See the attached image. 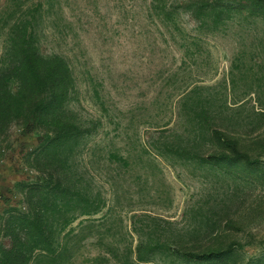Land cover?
<instances>
[{
	"label": "rangeland",
	"instance_id": "374dc122",
	"mask_svg": "<svg viewBox=\"0 0 264 264\" xmlns=\"http://www.w3.org/2000/svg\"><path fill=\"white\" fill-rule=\"evenodd\" d=\"M209 1L221 9L233 0ZM192 3L0 0L6 25L32 14L36 48L68 63L74 77L68 108L91 132L70 153L71 173L98 191L104 206L93 221L78 216L61 232L76 235L69 264H208L175 248L180 238L211 239L224 224L226 239L237 245L221 264H264V119L253 112L264 111V20L222 10V22L195 29ZM192 102L210 124L218 117L234 133L254 129L263 154L253 170L224 175L160 148L166 140L202 154L210 149L192 139V125L203 122L189 111ZM34 141L14 125L0 138V246L7 244V211L25 207L27 188H17L18 180L28 186L46 177L24 165ZM109 151L127 163L108 161Z\"/></svg>",
	"mask_w": 264,
	"mask_h": 264
},
{
	"label": "trees",
	"instance_id": "16d2710c",
	"mask_svg": "<svg viewBox=\"0 0 264 264\" xmlns=\"http://www.w3.org/2000/svg\"><path fill=\"white\" fill-rule=\"evenodd\" d=\"M189 1L196 5L191 9L195 12L189 15L195 20V29L202 28L207 21L212 25L222 22V10L226 16L233 12L238 16L264 20V0H233L222 5L221 9L209 0ZM2 15L0 31L6 28L8 45L4 54L7 61L0 68V138L14 125L19 136L27 141L35 140L33 148L25 152L23 162L28 167L46 172V177L28 186L24 179L18 180L17 188L21 191L27 188L23 198L25 207L24 210L14 208L7 211L2 225L7 244L0 246V264H69L72 257L70 242L75 243L76 235L71 230L64 234L61 232L78 216L93 221L94 217H90L104 206L100 193H91L88 182L82 185L80 178L71 173L73 162L70 153L91 132L68 108L74 98V77L68 63L61 55L45 56L36 48L29 28L33 15L30 14L29 20L22 19V22L9 25L5 23L8 15L5 16L4 12ZM194 41L191 38L189 44ZM190 105L189 111L195 110V117L203 121L192 125V139H203L210 149L202 154L193 146L177 148L166 140L160 148L182 159L194 157L199 164L224 175L237 171L247 174L253 170L263 154L259 135L253 133L254 129L241 135L234 133L220 124L216 120L218 117L210 118L213 124L208 123L206 111L193 108L200 106L198 102ZM253 112L264 119V111ZM107 156L108 161L127 163L116 152L109 151ZM226 225L214 229L212 240L208 238L200 243L180 238L175 249L184 259L221 264L237 245L235 241L226 239ZM137 258L142 257L138 254Z\"/></svg>",
	"mask_w": 264,
	"mask_h": 264
}]
</instances>
